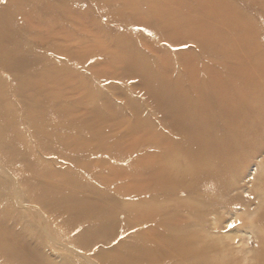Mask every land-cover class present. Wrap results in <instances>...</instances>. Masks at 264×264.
Returning <instances> with one entry per match:
<instances>
[{
  "label": "rangeland",
  "instance_id": "obj_1",
  "mask_svg": "<svg viewBox=\"0 0 264 264\" xmlns=\"http://www.w3.org/2000/svg\"><path fill=\"white\" fill-rule=\"evenodd\" d=\"M0 23V49H23L2 85L29 78L1 103L0 264H212L207 242L226 264H264V98L248 91L264 94V0H0ZM212 75L248 98L200 104L193 79L219 87ZM238 101L261 118L239 150L223 112ZM194 106L216 117L211 155L191 141Z\"/></svg>",
  "mask_w": 264,
  "mask_h": 264
},
{
  "label": "bare ground",
  "instance_id": "obj_2",
  "mask_svg": "<svg viewBox=\"0 0 264 264\" xmlns=\"http://www.w3.org/2000/svg\"><path fill=\"white\" fill-rule=\"evenodd\" d=\"M163 4H166V2L164 1ZM172 20V19H171ZM177 19L175 20H172L170 21L172 25L174 24H178V22H176ZM0 30H1V33L3 34L4 37H11L12 36V32L10 31V28L9 26H7L6 24H2L0 23ZM173 34H176V31L174 30V28L172 29V31L170 32L169 36L171 37H175V35L173 36ZM21 51H23V49H19L18 47H10V48H1L0 49V71L3 72L2 68L6 71V72H3L4 73V76L3 75H0V116L2 114H5L6 116H8V108L6 110H3L2 111V107L4 108V106L1 104L2 101L5 100V98H8L10 94H15V95H22L24 94V90H23V85H27L29 86V83L26 82V81H29V78H27L26 76L25 77H18V82L16 85L14 86H9L8 89H5L4 85H2L1 82H7L9 79L5 76V75H8L9 78L10 76L12 75H15V73L17 72H10L12 69H13V65H15V68L16 67H21V64L18 62V57H13L14 54L18 55ZM210 51V50H209ZM122 56V55H121ZM207 56V55H206ZM37 57V56H36ZM34 57V58H36ZM125 57L124 60L126 59V56H123ZM18 58V59H17ZM30 58V57H29ZM33 58V57H32ZM26 59V58H25ZM39 59V58H38ZM37 59V60H38ZM42 59V58H40ZM227 59V58H226ZM24 62V60H22ZM34 61V59H33ZM130 62V61H129ZM128 62V63H129ZM205 62V61H204ZM126 64V69L128 70H132L133 67H134V64H132V62H130V64ZM23 65V64H22ZM29 66V65H28ZM27 66V67H28ZM26 67V66H25ZM11 68V70H10ZM29 68V67H28ZM24 69V68H23ZM27 69V68H25ZM17 70V69H16ZM20 70V69H19ZM15 71V70H13ZM18 71V70H17ZM22 72V71H20ZM224 73V72H223ZM29 74V73H28ZM213 76V75H212ZM217 76V77H216ZM216 76H213L215 77L217 83H221V85L219 87H215L213 86V81H210L209 79H207L206 77H202L200 78L201 82L199 83L198 79L195 78L193 79V82L192 84L194 85L195 84V87H197V89H199V95H200V98L198 99L200 102V104L204 102V100L206 99V97L210 94H212L213 96H211L212 99H218V100H222L223 97H228V95L230 94V92H237V94L239 95L240 97V101H242L244 98H248L245 96V93H246V90L243 89V88H234L233 85H230L231 87L229 86H223L222 83L224 82L222 79H219L220 77H222V75H216ZM232 76V75H230ZM145 77V76H144ZM143 77V80H145V78ZM238 77V76H237ZM224 78V77H222ZM239 78V77H238ZM15 80V79H14ZM256 80V79H255ZM253 78L252 79H249L248 80V83L251 84H254V81H255ZM259 81V80H257ZM16 82V81H15ZM4 89H3V87ZM23 86V87H22ZM248 89V88H247ZM249 93H251V95H249L250 97L252 96V101L249 102V104H252L256 101V103L259 101V97H262L264 98V94L263 96L261 95V91H259L258 89H253L251 90L250 88L248 89ZM229 92V93H227ZM260 93V94H259ZM202 94V95H201ZM29 97V96H28ZM226 100L225 99V108L227 106L226 104ZM236 102L233 104V109H230V110H224L223 112L226 113V119L225 121L227 122L228 124V127L230 128V132H231V137L232 138H235V143L233 144L235 148H237V150L239 149H242L243 146H245L248 142L247 141H254V143L257 141L256 139V136H257V131H255L254 133V136L251 135L249 136L247 134V131L250 129L251 125L253 123H257L255 125H258L260 124L259 122L261 121V118H252V117H249V113L245 110V101L244 103L242 102ZM207 103L205 102L204 103V106H206ZM197 111L196 110V106L192 107L191 109H186V110H182V113L186 112V114H188V116L191 117L192 121H193V124L195 127H193V130H190V134H192V132L194 134H192V137H191V141H195L196 144H197V147L195 149L196 152L199 153V151H202V150H205V153H208V155H211L212 152H216L217 149L219 150L221 147H219L217 144H215V137H210L209 133L210 131L213 130L214 128V125H215V121H216V117H210V116H207L209 118H200L198 115H197ZM3 117V115H2ZM182 122V121H181ZM210 122V123H209ZM217 122V121H216ZM4 127L5 126H0V132L4 131ZM212 129V130H211ZM198 130H201V131H198ZM258 130V129H257ZM146 133V131H145ZM230 138V137H229ZM4 139V138H3ZM9 139V137H8ZM5 140V139H4ZM260 141H257V144H259ZM223 144H221V146H224L225 148V142L222 141ZM228 143V142H227ZM229 144V143H228ZM256 144V145H257ZM170 143L169 142H163L161 143V145L157 144V146L159 147L158 150H160V153L161 154H171L172 152V145L169 146ZM232 145V146H233ZM255 145V146H256ZM182 145L178 144L176 145V149L177 150H181ZM250 147V146H249ZM230 148V147H229ZM228 148V149H229ZM255 148V147H254ZM259 148V147H258ZM175 149V150H176ZM186 150V148H185ZM184 150V154L187 156V158L189 157L188 156V152H190V150ZM236 150V149H235ZM244 150V149H243ZM228 151V150H227ZM159 153V154H160ZM233 153V152H232ZM257 153V152H256ZM237 155V154H236ZM248 155V154H246ZM250 155V153H249ZM227 156V155H226ZM242 156V155H241ZM180 157V156H179ZM246 157V156H245ZM226 158V157H225ZM229 157H227V160H228ZM232 159V158H229V160ZM236 159V158H235ZM245 159V158H243ZM228 160V161H229ZM230 162V161H229ZM235 162V161H234ZM243 162V161H242ZM181 161H179L178 158L175 157L174 161L172 163H170L169 165L167 164L166 166H169L171 167V170L173 171V173L176 175L177 174H182L183 172V169L184 167H182V165L180 164ZM217 163V162H216ZM220 163V162H219ZM241 163V162H239ZM226 164V163H225ZM236 165V164H235ZM240 166V165H239ZM232 167V166H231ZM230 167V168H231ZM234 167V165H233ZM238 167V166H237ZM167 169V167H164V165H162L161 167H158L155 171H150V175L146 177V179L149 177H154V178H157V180L159 179V176L163 174L164 172V169ZM230 172H231V169H230ZM160 174V175H159ZM202 180V179H201ZM132 182V180H131ZM157 184L155 185L156 186V190H152V189H149L146 190V193H150L152 195L153 192H156V193H159L160 194L163 192V187L165 185H163V181H156ZM159 182V184H158ZM200 184V183H199ZM262 186L260 185L256 191H262L261 188ZM133 192V191H132ZM135 192V191H134ZM197 192V191H196ZM225 192V191H224ZM259 193V192H258ZM182 195V194H181ZM192 195V194H191ZM156 199L157 197L154 196ZM153 196H147V198H143L141 199V202H143V204L145 203H148L150 200L154 199ZM204 198V197H203ZM163 199V198H162ZM159 200V199H158ZM152 201H157V200H152ZM190 201V200H189ZM140 203V202H139ZM188 202H184L185 206H188L186 207L185 209H188L190 211V209H192V206L190 203ZM206 205V204H205ZM178 206V205H177ZM195 211H196V208H195ZM144 213V212H143ZM179 213V212H178ZM204 213V212H202ZM189 215V214H188ZM191 216V215H190ZM143 217V216H141ZM196 217V216H195ZM193 218V217H192ZM197 225V224H195ZM183 226V225H182ZM181 229V228H180ZM187 230V229H186ZM172 236V235H171ZM182 236V235H181ZM189 240V239H188ZM166 241V240H164ZM191 241V240H190ZM159 242V241H158ZM166 243V242H165ZM193 244V242H189L188 244ZM211 243V242H210ZM209 242H207L206 246L203 248V251L206 253H208L209 251H212L213 249L215 250V252H218L217 250V244L218 242H213L212 244H210ZM158 244V243H157ZM161 244V243H160ZM188 244L185 243L184 247H187ZM170 245V244H169ZM164 246V245H163ZM168 246V245H167ZM172 246V245H171ZM165 247V246H164ZM189 247V246H188ZM156 248V247H154ZM158 248V247H157ZM172 250V249H171ZM194 250V249H193ZM156 251V250H155ZM175 251V250H174ZM158 252V251H157ZM215 252L213 253V258H211V261L212 264H219L220 262L222 264H226V260H229L228 258L226 259V256L225 255H218V254H215ZM225 252V251H224ZM222 254V253H221ZM225 254V253H224ZM155 255V254H153ZM204 256V254H201ZM198 258V259H202V257ZM159 256V255H158ZM188 256V255H187ZM183 257L181 258L180 255L178 256V262H176L177 264H182L184 262V259L187 257ZM149 258V257H148ZM197 259V258H196ZM208 262V260H207Z\"/></svg>",
  "mask_w": 264,
  "mask_h": 264
}]
</instances>
